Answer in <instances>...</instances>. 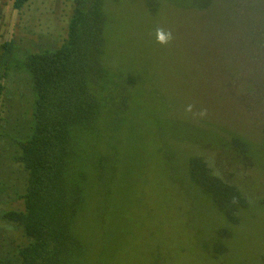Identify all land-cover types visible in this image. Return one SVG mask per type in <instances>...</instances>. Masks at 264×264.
Segmentation results:
<instances>
[{
    "label": "rangeland",
    "instance_id": "374dc122",
    "mask_svg": "<svg viewBox=\"0 0 264 264\" xmlns=\"http://www.w3.org/2000/svg\"><path fill=\"white\" fill-rule=\"evenodd\" d=\"M103 1L107 70L137 100L131 123L107 143L112 164L94 178L85 217L108 264H264V45L249 29L264 0ZM13 2L0 0V46H15L0 48V126L17 135L25 130L11 124L31 104L33 123L34 100L20 63L63 42L78 0H29L20 11ZM157 27L172 31L168 45L156 42ZM193 154L248 197L237 225L226 226L213 195L190 183ZM17 166L0 162L3 178L15 180ZM10 192L0 190V209L21 208ZM10 235L0 230V257L12 252Z\"/></svg>",
    "mask_w": 264,
    "mask_h": 264
},
{
    "label": "trees",
    "instance_id": "16d2710c",
    "mask_svg": "<svg viewBox=\"0 0 264 264\" xmlns=\"http://www.w3.org/2000/svg\"><path fill=\"white\" fill-rule=\"evenodd\" d=\"M28 1L14 0L13 8L20 11ZM103 3L78 0L63 42L21 59L20 69L34 95L33 123L31 104L26 119L11 124L25 132L15 135L0 126V137L11 149L9 158L0 157V162L12 158L22 166L13 172L19 186L0 172V190L9 186L21 202V208L0 209V230L13 234L9 243L14 245L8 258L0 257V264H108L109 256L85 217L94 178L101 179V171L112 164L107 143L131 123L137 100L110 78L117 71L107 70ZM249 29L264 45V15L249 21ZM0 48L5 53L15 46L8 42ZM187 170L194 187H204L213 195L226 226L237 225L249 203L241 187L221 178L198 154L189 156ZM218 235L227 237V228ZM223 250L224 245L214 254Z\"/></svg>",
    "mask_w": 264,
    "mask_h": 264
},
{
    "label": "clouds",
    "instance_id": "9594fccd",
    "mask_svg": "<svg viewBox=\"0 0 264 264\" xmlns=\"http://www.w3.org/2000/svg\"><path fill=\"white\" fill-rule=\"evenodd\" d=\"M155 38L158 44L168 45L173 40L174 37L171 30H166L163 27H157L155 29ZM193 109H194V105L188 104L185 108V111L188 113H192L193 116L201 119L207 116V109H201L197 112H194Z\"/></svg>",
    "mask_w": 264,
    "mask_h": 264
}]
</instances>
